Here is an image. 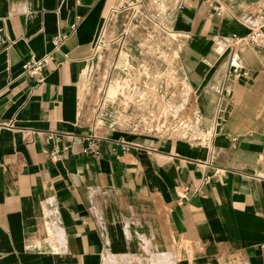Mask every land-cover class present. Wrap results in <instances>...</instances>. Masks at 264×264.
Segmentation results:
<instances>
[{"label": "crops", "instance_id": "crops-1", "mask_svg": "<svg viewBox=\"0 0 264 264\" xmlns=\"http://www.w3.org/2000/svg\"><path fill=\"white\" fill-rule=\"evenodd\" d=\"M147 4L196 141L85 92ZM263 20L264 0H0V264H264V38L237 42Z\"/></svg>", "mask_w": 264, "mask_h": 264}, {"label": "rangeland", "instance_id": "rangeland-1", "mask_svg": "<svg viewBox=\"0 0 264 264\" xmlns=\"http://www.w3.org/2000/svg\"><path fill=\"white\" fill-rule=\"evenodd\" d=\"M154 9L156 6L147 4L137 16L128 18L121 42L110 32L100 38L96 49L99 64L87 80L91 85L85 86V92L90 91L100 103V116L106 102L112 117L123 118L126 125L139 123L143 128L150 126L148 131L154 134L196 141L201 135L197 128L193 130L192 117L184 115L185 92L172 88L174 70L162 49L168 42L162 40ZM166 80L168 84L162 82Z\"/></svg>", "mask_w": 264, "mask_h": 264}, {"label": "built area", "instance_id": "built-area-1", "mask_svg": "<svg viewBox=\"0 0 264 264\" xmlns=\"http://www.w3.org/2000/svg\"><path fill=\"white\" fill-rule=\"evenodd\" d=\"M209 1V0H207ZM264 38V20L254 26L252 31L237 39V42H247L253 46H258L262 43ZM64 37H56L54 39V49L51 53L47 54L43 59L33 62H28L25 66V75L31 77L35 80L37 86H41L45 80V70L55 59L56 54L58 53L62 43L64 42ZM232 75L238 77L241 75V67L235 66L232 69ZM100 138L94 133L89 134L86 137L87 147L84 149V152L87 154H98Z\"/></svg>", "mask_w": 264, "mask_h": 264}]
</instances>
